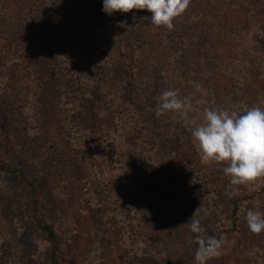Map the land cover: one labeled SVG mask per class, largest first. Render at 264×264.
<instances>
[{"label":"rangeland","instance_id":"obj_1","mask_svg":"<svg viewBox=\"0 0 264 264\" xmlns=\"http://www.w3.org/2000/svg\"><path fill=\"white\" fill-rule=\"evenodd\" d=\"M69 2L0 0V161L38 181L61 258L187 264L182 245L198 208L205 235L225 232L207 264H264V231L245 221L249 209L264 212V194L242 206L239 234L210 219L208 203L220 189L253 192L264 179L230 185L226 165L203 164L191 137L205 109L264 107V0H191L172 30L152 25L147 10L108 15L103 0ZM12 35L39 51L30 76L7 55ZM135 57L147 108L123 83ZM169 89L190 101L187 118L156 115ZM30 196L23 178L0 172V264H49L22 206ZM123 199L137 205L132 216Z\"/></svg>","mask_w":264,"mask_h":264},{"label":"clouds","instance_id":"obj_2","mask_svg":"<svg viewBox=\"0 0 264 264\" xmlns=\"http://www.w3.org/2000/svg\"><path fill=\"white\" fill-rule=\"evenodd\" d=\"M191 0H103V11L129 13L147 10L151 24L156 27L174 28L173 21L189 8ZM191 107L187 98H180L178 90H165L159 96L156 115L172 111L188 116ZM194 145L203 164H225L223 172L232 186L249 185L264 179V107L252 106L242 113L224 109H205L204 122L191 131ZM237 195L233 188L226 193ZM198 208L193 212L188 227L194 234L191 243L196 245L195 264H207L221 254L222 240L206 236ZM249 231H264V212L249 209L245 215Z\"/></svg>","mask_w":264,"mask_h":264},{"label":"trees","instance_id":"obj_3","mask_svg":"<svg viewBox=\"0 0 264 264\" xmlns=\"http://www.w3.org/2000/svg\"><path fill=\"white\" fill-rule=\"evenodd\" d=\"M65 4H71L69 0H59ZM27 39V38H26ZM26 40H23V35L16 36L12 35L6 49L8 51L7 55L10 59L16 60L20 63L21 68L25 75L30 76L31 69L34 70L36 67L37 60L39 59V51L36 49H31V47L26 44ZM140 52V50L138 51ZM133 57V56H132ZM131 57V58H132ZM132 62L128 65H123L122 74L124 75V85L128 87V90L133 94L137 93V100L143 105L144 108H147V105L142 100V90L141 81H138L136 64L140 61L139 57L131 59ZM135 63V64H134ZM131 87L133 89H131ZM145 105V106H144ZM0 172L5 175L10 176H19L23 178L26 182V187L31 193V196L26 200L22 206L25 208L26 213L30 216L33 226H35L38 231L42 234L45 242L49 247V264H66L65 260L61 258V248H62V239L61 235L54 224L49 222L46 218V215L42 212V200L40 197V191L38 186V181L29 180L27 178L26 172L23 169L15 167L4 161H0ZM230 189L224 188V191H216L208 202L210 204V219H213L215 223H225L228 224L227 228L224 229L229 234H239L241 230V209L242 206L247 202H253L257 200L259 195L264 194V187H256V190L253 192H238L237 195L232 196L231 198L226 194ZM125 207H122V212L125 209H128L126 215L132 216L136 213L137 205L128 199H123ZM227 212L228 220L224 219L223 213ZM142 227V226H141ZM215 233H209L206 236H215L218 239L222 240V244L225 241L223 239L222 233L217 229ZM194 234L190 233L189 239L186 244L182 245V250L186 256L187 264H195L194 255L191 252V247L193 243L190 241L193 239Z\"/></svg>","mask_w":264,"mask_h":264}]
</instances>
